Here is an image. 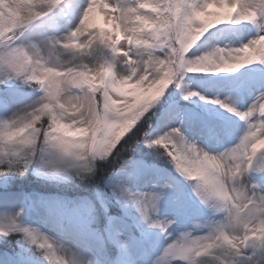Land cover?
Masks as SVG:
<instances>
[{
    "label": "clouds",
    "instance_id": "1",
    "mask_svg": "<svg viewBox=\"0 0 264 264\" xmlns=\"http://www.w3.org/2000/svg\"><path fill=\"white\" fill-rule=\"evenodd\" d=\"M222 26L230 34L213 39ZM244 70L264 71V0H0V86L28 89L0 112V178L31 171L95 187L111 163L127 173L111 196L166 241L147 264H264V83L249 102L193 79ZM170 90L205 110L218 106L238 133L204 123L189 137L183 121L156 132L152 119ZM140 146L175 174L152 191L130 187ZM178 182L200 209L183 223L161 216ZM24 212L0 209V238L15 237L41 264H99L95 249L25 223ZM129 239L122 233L120 246Z\"/></svg>",
    "mask_w": 264,
    "mask_h": 264
},
{
    "label": "rangeland",
    "instance_id": "2",
    "mask_svg": "<svg viewBox=\"0 0 264 264\" xmlns=\"http://www.w3.org/2000/svg\"><path fill=\"white\" fill-rule=\"evenodd\" d=\"M222 28L224 29L222 33L230 34L228 26H222ZM251 34L253 33L250 31L247 33V35ZM213 39L218 38L213 37ZM196 51L194 50V52ZM246 71L231 77L195 76L193 79L204 87L212 85L213 90L221 98L229 92H233L242 94L243 99L250 102V93H254L256 87L264 83V80L248 81L244 77ZM27 92L28 89L19 84L11 87L0 86V112L7 111L10 107L23 101ZM165 97L167 98L165 108L171 99L185 114L182 124L185 134L189 137H198L201 125L194 122L193 117H206L210 111L205 110L201 106V102L178 100L171 90ZM208 109L219 110L218 106H208ZM162 111L161 108L158 116ZM180 123L178 118L173 126L180 125ZM156 126L157 121L153 122V127L156 128ZM227 142L225 141V143ZM158 162L147 161L145 158L135 155V172L130 182L133 192L152 191L154 181L175 175L165 161ZM125 180H127V173L119 172L113 173L106 183L111 188ZM26 182L33 188H39L42 184L36 178L31 181L26 180ZM22 183L23 179L20 178L8 180L0 178V209L15 210L23 206L25 209L23 221L25 223L38 226L49 235L76 241L83 246L95 249L99 264H147L148 260L157 254L162 244L166 242L163 237H159L155 232H150L145 228L132 206L126 207L116 199L113 200L115 207L112 209L101 193L73 194L72 197L66 196L67 194H46L36 191H30L27 194L24 190L25 187L20 186ZM57 187L59 185H54L52 188ZM97 205L103 211H100V208L97 210ZM110 211L115 213L109 214ZM199 213L200 209L189 192L185 191L182 182H178L177 191L170 193L161 206V216H175L181 223L191 215ZM137 227L140 233L137 232ZM114 229L130 238L126 247H121L118 242L113 241L111 233ZM169 231L175 232V227ZM0 264H41V261L37 253L18 244L15 237H10L8 239L0 238Z\"/></svg>",
    "mask_w": 264,
    "mask_h": 264
},
{
    "label": "trees",
    "instance_id": "3",
    "mask_svg": "<svg viewBox=\"0 0 264 264\" xmlns=\"http://www.w3.org/2000/svg\"><path fill=\"white\" fill-rule=\"evenodd\" d=\"M165 99L164 98L163 102L161 103L160 107L156 110L157 116L159 114V111L161 108H164L165 106ZM156 116V117H157ZM155 117H153L154 119ZM152 119V123L154 122ZM147 125L142 123L140 126V129L142 130L143 128H146ZM134 133L138 134L137 130H134ZM123 143V141H122ZM137 156L143 157L145 158V160L147 161H165L162 157H160L159 155H157L154 151L150 150V149H146L143 146H140V148L138 149V151L136 152ZM159 163V162H158ZM165 163H167L165 161ZM117 165H113L111 163L109 164H104L101 165V171L98 172L95 181L93 182L95 187L91 186V185H81L77 182H70V183H66V184H57V183H52L43 179H38L40 180V182H42L41 186L39 188H33L31 187V185H27V181H31L33 178H36L32 175V173H28L26 175L25 178H23V183L20 184V186L23 188H27L28 190L30 189H37V190H41L43 192L46 193H61V194H68V195H93L96 193H101L102 195H104V197L107 199L108 201V206L111 207L112 209H114L115 207V203L113 202L114 198L111 196L110 194V189L106 188L105 186V180L108 178L109 173L113 172V169L116 167ZM37 179V178H36ZM21 183V181H20ZM37 183V182H36ZM54 185L58 186L57 188H52L54 187ZM103 211L101 207H99V205H97V210ZM115 213L114 211H110L109 214ZM101 214V213H100ZM102 216V214H101Z\"/></svg>",
    "mask_w": 264,
    "mask_h": 264
},
{
    "label": "snow or ice",
    "instance_id": "4",
    "mask_svg": "<svg viewBox=\"0 0 264 264\" xmlns=\"http://www.w3.org/2000/svg\"><path fill=\"white\" fill-rule=\"evenodd\" d=\"M227 36L224 33H218L217 38L225 37ZM244 77L251 82H254L256 80H264V71L260 70H248L244 73ZM231 83V82H229ZM157 116V113L154 117ZM185 117V114L180 110L178 105L174 100L169 101L166 108L163 109V111L160 113L157 121V126L155 128L156 132H160L162 130H167L169 128L174 127V122L179 118L180 121H183ZM194 122H198L201 126L204 123H210V124H221V123H227L230 129L231 135H236L239 131V129L233 124V122L226 120V117L224 113L221 110H210L209 114L206 117H193ZM141 129L138 128L137 132H139ZM123 183V182H122ZM129 199L134 200L137 204H140L141 201L137 200L136 197L140 195L139 193H126ZM141 211L143 212L144 209L141 208ZM145 219H147V216L145 215ZM121 237L122 233L119 230H113L111 233V238L113 241L121 243Z\"/></svg>",
    "mask_w": 264,
    "mask_h": 264
}]
</instances>
